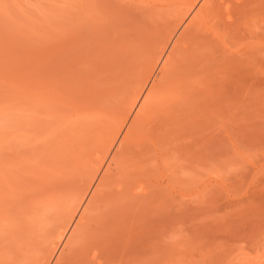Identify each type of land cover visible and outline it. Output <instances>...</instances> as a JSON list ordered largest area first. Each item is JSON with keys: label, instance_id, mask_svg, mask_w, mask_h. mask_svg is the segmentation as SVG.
I'll use <instances>...</instances> for the list:
<instances>
[{"label": "rangeland", "instance_id": "rangeland-1", "mask_svg": "<svg viewBox=\"0 0 264 264\" xmlns=\"http://www.w3.org/2000/svg\"><path fill=\"white\" fill-rule=\"evenodd\" d=\"M0 264H264V0H0Z\"/></svg>", "mask_w": 264, "mask_h": 264}, {"label": "bare ground", "instance_id": "bare-ground-1", "mask_svg": "<svg viewBox=\"0 0 264 264\" xmlns=\"http://www.w3.org/2000/svg\"><path fill=\"white\" fill-rule=\"evenodd\" d=\"M197 1V0H196ZM151 75V74H150ZM133 106H134V104H133ZM132 107V106H131ZM123 123H125V120H124V122Z\"/></svg>", "mask_w": 264, "mask_h": 264}]
</instances>
